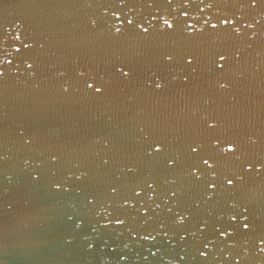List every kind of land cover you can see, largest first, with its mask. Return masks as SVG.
I'll list each match as a JSON object with an SVG mask.
<instances>
[{
  "label": "water",
  "instance_id": "1",
  "mask_svg": "<svg viewBox=\"0 0 264 264\" xmlns=\"http://www.w3.org/2000/svg\"><path fill=\"white\" fill-rule=\"evenodd\" d=\"M0 264H264V0H0Z\"/></svg>",
  "mask_w": 264,
  "mask_h": 264
}]
</instances>
